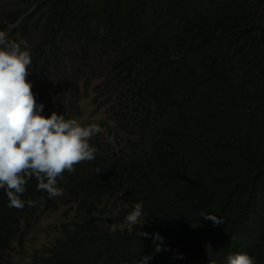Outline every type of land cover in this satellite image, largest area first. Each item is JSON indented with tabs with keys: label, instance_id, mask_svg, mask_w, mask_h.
Instances as JSON below:
<instances>
[{
	"label": "trees",
	"instance_id": "trees-1",
	"mask_svg": "<svg viewBox=\"0 0 264 264\" xmlns=\"http://www.w3.org/2000/svg\"><path fill=\"white\" fill-rule=\"evenodd\" d=\"M0 31L27 42L43 115L75 117L69 87H93L108 112L95 159L58 178L62 196L32 178L18 209L0 189V264L14 263L24 223L63 206L75 215L27 264H138L158 257L156 233L175 264L237 252L264 264V0H1ZM104 199L142 201L143 216L111 231Z\"/></svg>",
	"mask_w": 264,
	"mask_h": 264
},
{
	"label": "clouds",
	"instance_id": "clouds-1",
	"mask_svg": "<svg viewBox=\"0 0 264 264\" xmlns=\"http://www.w3.org/2000/svg\"><path fill=\"white\" fill-rule=\"evenodd\" d=\"M31 63L27 42L9 40L7 34L0 31V189H4L7 195L8 206L18 209L25 206L21 196L32 178L37 181L38 190L47 192L50 197L62 196L63 190L57 187L58 178H62L65 171L73 172L75 165L95 159L97 149L90 141L103 131L96 123L85 126L56 111L43 115L44 104L37 103L32 83L28 80ZM108 142L114 143V139L108 137ZM226 163L228 167H237V161ZM257 176L260 178V173H256ZM142 216L141 201L135 203L125 221L128 225H136ZM200 216L216 225L224 223L222 218L213 214L201 212ZM148 235L140 233V236ZM157 241L163 243L158 233L153 239L158 257L144 256L138 264H147L150 259V264H175L166 250L161 251ZM207 253L208 256L211 254L208 248ZM226 264H255V260L247 253L237 252L227 256Z\"/></svg>",
	"mask_w": 264,
	"mask_h": 264
},
{
	"label": "rangeland",
	"instance_id": "rangeland-1",
	"mask_svg": "<svg viewBox=\"0 0 264 264\" xmlns=\"http://www.w3.org/2000/svg\"><path fill=\"white\" fill-rule=\"evenodd\" d=\"M1 1V0H0ZM87 79H83V82ZM94 90L93 87L87 91H83L82 88L73 92V89L69 87L63 92L66 97V108L71 104L78 109L73 108L74 118L82 123V125H88L96 123L103 129L102 132H106L104 129L107 123V107H101L94 102ZM55 104L57 102L55 101ZM71 111V109H69ZM44 111H47L46 109ZM43 111V112H44ZM115 200V199H112ZM117 202V201H116ZM105 210L103 209L104 204ZM111 201L105 200L104 204H101V217L108 220V225L111 226V231H125L132 225H128L125 221L126 216L132 211L130 205L121 204V202L114 203L110 206ZM108 215H107V213ZM76 213V207L63 206L57 211L39 210L35 214V218L31 219V228H26L24 223L23 228V242L24 245H20L19 242L15 243V249L11 253V260H14L13 264H27L29 262V255L34 250L40 249L44 245H48L51 237L55 235L54 226L60 225L62 221L70 220ZM110 232V230L108 229Z\"/></svg>",
	"mask_w": 264,
	"mask_h": 264
}]
</instances>
